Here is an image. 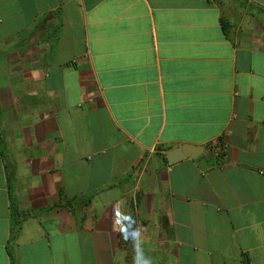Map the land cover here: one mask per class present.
I'll use <instances>...</instances> for the list:
<instances>
[{"label":"crops","instance_id":"crops-1","mask_svg":"<svg viewBox=\"0 0 264 264\" xmlns=\"http://www.w3.org/2000/svg\"><path fill=\"white\" fill-rule=\"evenodd\" d=\"M138 229L264 264V0H0V264H133Z\"/></svg>","mask_w":264,"mask_h":264},{"label":"clouds","instance_id":"clouds-1","mask_svg":"<svg viewBox=\"0 0 264 264\" xmlns=\"http://www.w3.org/2000/svg\"><path fill=\"white\" fill-rule=\"evenodd\" d=\"M121 215L123 216L124 221H130L132 219L130 215L123 213H121ZM116 224H121V221L119 220L116 221ZM113 230L114 231L118 230L119 234L125 241L129 239L126 224H123L118 229L114 225ZM132 240H133V250H134L133 264H153L152 258L144 253L142 247L143 244L142 234L139 229L133 235Z\"/></svg>","mask_w":264,"mask_h":264},{"label":"water","instance_id":"water-1","mask_svg":"<svg viewBox=\"0 0 264 264\" xmlns=\"http://www.w3.org/2000/svg\"><path fill=\"white\" fill-rule=\"evenodd\" d=\"M202 149L196 146L183 145L167 151L166 156L170 164L183 160L186 156H197Z\"/></svg>","mask_w":264,"mask_h":264},{"label":"built area","instance_id":"built-area-1","mask_svg":"<svg viewBox=\"0 0 264 264\" xmlns=\"http://www.w3.org/2000/svg\"><path fill=\"white\" fill-rule=\"evenodd\" d=\"M209 147L211 148L215 157L218 160H223L225 158V152H226L227 145L223 140L220 139V140L214 141L210 143Z\"/></svg>","mask_w":264,"mask_h":264},{"label":"trees","instance_id":"trees-1","mask_svg":"<svg viewBox=\"0 0 264 264\" xmlns=\"http://www.w3.org/2000/svg\"><path fill=\"white\" fill-rule=\"evenodd\" d=\"M166 159V158H165ZM167 160V159H166ZM20 223L18 221H16V226L14 228V234H17L18 231L20 230ZM246 264H250L249 262H247Z\"/></svg>","mask_w":264,"mask_h":264}]
</instances>
